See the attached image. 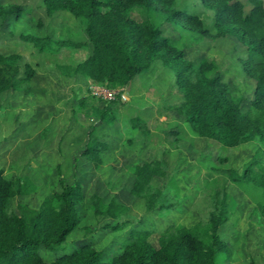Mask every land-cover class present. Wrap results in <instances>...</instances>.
Masks as SVG:
<instances>
[{
    "label": "rangeland",
    "instance_id": "374dc122",
    "mask_svg": "<svg viewBox=\"0 0 264 264\" xmlns=\"http://www.w3.org/2000/svg\"><path fill=\"white\" fill-rule=\"evenodd\" d=\"M10 5L21 6V15L3 19L1 12ZM178 5L196 11L208 26L212 24L214 12L200 0H178ZM134 14L141 19L138 12ZM148 15L173 46L184 51L186 59L195 64L216 62L229 91L244 100L245 110L249 107L256 80L244 69L248 51L239 39L198 35L155 9ZM83 25L81 18L67 11L48 15L44 0H0V53L20 54L22 67L30 64L35 70L27 88L7 90L0 97V169L9 179L29 178L37 186L29 195L16 196L13 208L18 212L19 203L38 208L49 194L62 190L61 180L81 184L84 192L78 205L80 224L59 250L42 248V257L54 260L86 242L109 261L123 250L132 229L153 230L151 240L158 246L160 233L169 225H192L206 217L216 186L224 185L232 210L229 221L220 228L226 249L217 256L216 264H264V217L259 209L263 190L255 177L234 180L247 168L257 174L264 172V141L255 138L229 147L197 137L176 111L183 97L176 71L160 59L137 75L130 89L117 86L125 93L129 90L131 97L118 107L114 122H101L94 113L86 115L87 108L104 102L91 94L84 76L66 75L58 66L83 60L89 49L61 47L46 54L24 38L50 36L83 43L87 38ZM136 115L149 126L147 134L133 127ZM90 132L100 145L101 162L82 153ZM102 136L103 143L97 140ZM155 159L163 160L167 170L165 178L153 181L163 190L160 201L167 207L149 211L145 199L131 192L135 180L131 166ZM95 194L105 202L125 205L128 212L121 221L127 219L128 224L112 229L108 225L113 218L95 215L90 199Z\"/></svg>",
    "mask_w": 264,
    "mask_h": 264
},
{
    "label": "trees",
    "instance_id": "16d2710c",
    "mask_svg": "<svg viewBox=\"0 0 264 264\" xmlns=\"http://www.w3.org/2000/svg\"><path fill=\"white\" fill-rule=\"evenodd\" d=\"M200 1L214 12L210 26L196 11L178 5V0H44L48 15L67 11L81 18L86 41L36 35L24 38L46 54L55 53L61 47L89 49L83 60L58 66L66 75H83L89 84L129 86L137 75L160 59L176 71V82L183 93L176 111L185 117L196 135L229 147L255 138L264 141V0ZM248 5L250 8L246 9ZM152 9L163 12L168 21L193 33L210 38L233 35L247 47L244 69L256 80V87L254 99L246 110L244 100L233 96L223 82L216 62L205 60L195 64L186 59L184 51L173 46L152 22L148 15ZM20 10L21 6L10 5L1 16L3 19L12 14L19 17ZM20 57L17 53H0V97L4 91L28 87L35 70L30 64L22 67ZM121 105L119 99L106 100L102 105L96 102L91 110L86 109V114L94 113L100 120L112 123ZM133 125L148 131L146 122L140 118H134ZM91 135L92 132L84 154L101 162L100 145ZM251 169L247 168L241 178L235 176L234 180L257 178L264 197V172L257 174ZM131 171L135 175L131 192L145 199L147 209L167 207L160 201L163 190L153 182L155 177H166L164 161L137 163L131 166ZM61 182L62 190L49 194L38 208L19 203L16 212L14 198L31 194L37 186L29 178L9 179L0 169V264H216L217 256L226 249L220 228L229 221L232 208L226 186L219 185L214 190L208 215L192 225H169L160 233L158 246L151 240L153 230L132 229L123 250L109 261L103 260L102 252L86 242L46 261L41 249L59 250L80 224L78 205L84 198L81 184ZM90 199L95 215L114 219L108 225L112 229L128 224L127 219L121 221L128 212L125 205L115 200L105 202L96 194ZM259 209L264 217V202Z\"/></svg>",
    "mask_w": 264,
    "mask_h": 264
},
{
    "label": "built area",
    "instance_id": "2783aa9c",
    "mask_svg": "<svg viewBox=\"0 0 264 264\" xmlns=\"http://www.w3.org/2000/svg\"><path fill=\"white\" fill-rule=\"evenodd\" d=\"M91 94L96 97H102L106 100H118L127 101L129 99L128 94L124 92L121 88L109 87L106 84L92 83L90 85Z\"/></svg>",
    "mask_w": 264,
    "mask_h": 264
},
{
    "label": "crops",
    "instance_id": "0c3cea01",
    "mask_svg": "<svg viewBox=\"0 0 264 264\" xmlns=\"http://www.w3.org/2000/svg\"><path fill=\"white\" fill-rule=\"evenodd\" d=\"M58 12H60V11H58ZM57 13V12H56ZM78 75V74H77ZM73 76H76V75H73ZM81 77H83V75H80ZM84 78V77H83ZM88 81V80H87ZM88 83H89V81H88ZM90 85L91 84H89V88H90ZM131 85H129L128 86V88L130 87ZM130 89V88H129ZM129 91V90H128ZM128 91L126 92L127 94H128V96H130L131 97V95L128 93ZM99 98V97H98ZM80 99H83V98H80ZM99 99H102L101 101H103V102H105L106 101V99H103L102 97H100ZM122 103H124V102H126V101H123V100H121V99H119ZM128 101V100H127ZM99 104V103H98ZM87 115V114H86ZM134 118H140V116L139 115H136V116H133V118H132V121H133V119ZM101 121V120H100ZM102 122V121H101ZM109 124V123H108ZM134 127V126H133ZM154 127H151V129H153ZM148 130H149V126H148ZM149 131H145L144 132V134H147ZM177 133V132H176ZM197 137H201V139H203L202 138V136H197ZM103 138H105L104 136H102V138L100 139L99 137H98V140L100 141V142H102V140H103ZM175 138L176 139H178L179 138V135H176L175 136ZM204 138H206V137H204ZM207 139H210V138H207ZM103 143V142H102ZM85 152V151H84ZM84 152H82L83 154H84ZM85 155V154H84ZM145 162H147V161H145ZM141 163H144V162H140V164Z\"/></svg>",
    "mask_w": 264,
    "mask_h": 264
}]
</instances>
